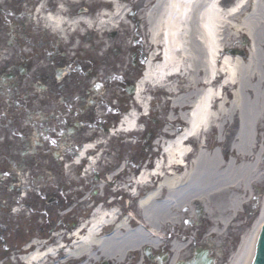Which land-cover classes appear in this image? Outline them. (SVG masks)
<instances>
[{"label": "bare ground", "instance_id": "obj_1", "mask_svg": "<svg viewBox=\"0 0 264 264\" xmlns=\"http://www.w3.org/2000/svg\"><path fill=\"white\" fill-rule=\"evenodd\" d=\"M104 3H98V13ZM137 7L146 11L147 43L154 55L133 101L147 111L149 99L144 88L149 85L145 81L150 87L159 82L155 89L164 88L168 95L163 101L165 120L189 123L185 132L196 138H204L205 130L214 126L215 141L189 156L191 147L182 144L180 136L174 137L166 145L164 162L157 161L154 166L149 162L146 168L153 172L144 171L134 182V186H142L140 192L149 191L139 199L136 215L131 216L136 225L127 220L115 225L116 210L100 213V217L92 216L84 233H75V243L60 260L54 259L56 250L54 257L44 256L38 245L30 247L22 260L27 264H128L129 257H138L145 248L159 250L166 229H171L177 239L171 243L173 264L189 249L178 229L197 218L198 224L202 220L209 226L203 232L208 237L202 235L203 239L222 241L239 228L237 234L242 238L228 264H251L254 244L264 225V195L246 228L240 222L248 218L245 208L251 203L253 190L264 185V151L259 145L264 120V0H141ZM51 18L57 19L58 27L62 25V18ZM79 23L91 24L81 16L70 25L75 28ZM86 31L80 29L81 33ZM239 38L249 42L248 55L243 45L241 50L235 49ZM222 47L225 50L219 55ZM157 53L162 54L161 60L155 57ZM134 128H139L135 113L126 116L110 137ZM185 156L189 157L183 170L167 169L176 158L184 161ZM150 175L157 176L156 182H149Z\"/></svg>", "mask_w": 264, "mask_h": 264}, {"label": "flooded vegetation", "instance_id": "obj_2", "mask_svg": "<svg viewBox=\"0 0 264 264\" xmlns=\"http://www.w3.org/2000/svg\"><path fill=\"white\" fill-rule=\"evenodd\" d=\"M44 6L45 12H54L55 0H0V65H8L3 71L12 69L23 83L26 91L31 89L35 84L44 89L41 102L44 105L40 108L45 110L47 103H54L53 124L57 127H72L73 133L71 137H75L78 144L83 141L82 132L92 124H98L97 118L88 107L89 102L94 103V108L98 112L101 97H94L95 100L88 102L87 98L91 95L87 91V84L92 76H96L100 70V65L92 59L87 58L82 52L72 53L71 57H66L65 52L59 54L55 44H50L48 41L40 40V57L22 56V48L30 46L25 39L34 38L38 34L27 24L31 20L32 13L39 7ZM9 21L15 23V26L7 24ZM21 30L22 43H19L18 31ZM15 32L17 43H11L12 32ZM127 57L126 61H119L120 65L127 69L125 85L123 90L126 95L131 92V85L134 78L137 76L141 58L135 54ZM130 61V64L128 63ZM25 68V73L18 70L20 67ZM83 70L84 77L80 84H75L74 72ZM13 89V88H12ZM25 94V93H24ZM26 96V94H25ZM27 97V96H26ZM25 100H30L28 97ZM77 102V106L73 105ZM22 110L28 111V106L21 104ZM31 112V111H29ZM117 118L114 114L113 120ZM71 135V134H69ZM130 176H136L137 171L129 169ZM126 175V174H125Z\"/></svg>", "mask_w": 264, "mask_h": 264}, {"label": "rangeland", "instance_id": "obj_3", "mask_svg": "<svg viewBox=\"0 0 264 264\" xmlns=\"http://www.w3.org/2000/svg\"><path fill=\"white\" fill-rule=\"evenodd\" d=\"M126 41L123 40L122 43L126 44L127 43ZM242 42H243L242 38H239L237 40V44L241 45L243 44ZM156 93L157 94H154V95L157 99H159L162 93L161 91L156 92ZM164 98L165 97H162L160 99L163 100ZM14 110H17V109H14ZM166 112H167L166 106H165V109L163 110L162 104H158V109L155 111L154 116L145 122V126L148 129L147 133H145L142 137H136L137 140L141 141V143L138 144V147H134L132 145L134 143V139L131 144L127 143V141L123 142L122 140L121 141L119 140L117 143L112 141L109 147L113 146V149H118L119 152L122 154V157L124 158V160H130L131 157L136 158L135 160L136 164L138 165L140 164L141 165L140 167H142V165L149 162L151 154L154 153L152 150V147L155 145V142H158L157 140L162 139L163 128L165 127V124H166L165 123ZM41 127L44 129L47 128L51 130V127H49L46 122L43 123ZM262 127L264 128V122L262 123ZM35 130L42 131L41 129L40 130L35 129ZM50 130H49V134H52L53 132H51ZM212 133L215 134V132H212ZM225 135H227V133H225ZM33 137L35 138V134H33ZM99 137L101 139L105 138V136L102 134H99ZM208 137H211L209 140L207 139V144L210 145L214 141L213 140L214 137L210 135ZM262 139H264V133H263ZM31 142L35 143V139H31ZM43 144L47 145V143H43ZM67 144L70 145L71 143L67 142ZM75 146L76 144L72 143V147H75ZM221 147L222 145L220 146V148ZM48 149H49L48 153H44L43 155L38 154L33 157V160H30L32 162L30 161L28 162L29 172L31 173L30 175L39 176L41 179V180L38 179L37 181L33 182L34 185L40 188L39 192H37V194H28L29 198L27 200V203L32 204L34 209L32 210L33 207H31L29 210H27L28 212H26L25 215L23 211V214L12 216L10 219L8 218V220L6 216L8 215L7 212H4V216L6 217H4L3 215H0V230L5 231V232H2L3 239L5 242L4 246L0 242V264H19V262L17 261V258L15 256L12 257L13 256L12 253L10 254L6 253V249H5L6 247L9 246L8 248L9 250L14 249V251L12 252L16 255L18 251L21 252L20 247L23 245V243L27 239H28L27 241H30L33 239L32 237H36V236L37 237L43 236L41 240L44 238H50L51 234L48 235L47 237L44 236L47 230H52L56 226L63 227L66 225L67 227H71V224L74 221H76V218L83 215V212L86 209V206L88 203H86L85 207L84 206L74 207L75 205H72V204L69 207H67L68 206L67 202L69 201V198L71 195L69 194L66 195V193H68L70 182L75 177L73 176L71 169L68 175H63L62 173H60L59 168L53 159V153L54 152L58 153L62 151V145H59V143L53 144V146L49 147ZM105 157L106 156L103 157L104 161H105ZM109 160L111 162L113 159L110 158ZM68 161L65 160V162H68ZM32 163H34L33 166H31ZM35 163H37L38 165L37 167L35 166ZM68 163H72V161ZM117 166L118 165H116L115 168ZM99 169L100 168L98 167V170ZM102 169H105V168H102ZM36 171H38L39 174L36 173ZM87 177L89 178V175H87ZM81 178H85V176H82ZM59 180L62 182V186H65V189L64 190L62 189L61 192H58V190H60V188L62 187L55 188V184H58ZM32 181H34L33 177H32ZM2 193H3L2 190H0V194ZM16 199L17 197H13V199L11 198V201L13 200L14 202H16ZM70 207H74V208L69 215H66V212ZM132 211L136 215V209H132ZM33 212H36L35 217L32 214ZM40 212L42 213L40 214ZM65 216H68V217L63 218ZM31 219H33L34 222L31 221ZM38 219H39V223L37 222ZM20 224H21L22 231L21 233H19L20 235H18L17 237L15 236V232L20 226ZM41 226L44 228V230L40 233L38 232V229H40ZM60 230L61 229H59V231ZM186 230L187 231H185V233H191V235H195L196 239L194 240V242H199L198 245L201 247H203V245L200 243V241L206 242L208 245L212 246L209 248L215 247L214 245H212V243L217 244V245L221 244V241H217L216 239H203L202 238V235L203 236L207 235V233H203V232L204 231L207 232L209 230V226L207 225V222L205 223L201 220L200 225L198 226L195 225V227H193L192 229L190 227L186 228ZM237 240L235 238L231 240V243H229L230 248H235L237 246ZM38 242L41 243L40 241ZM225 245H228V244L225 242ZM225 248L223 250L225 256L223 255L219 256V259H220L219 263L221 264L226 259V256L228 260V255H227L228 250ZM167 249H168V246H167ZM164 250L165 252H167L166 249ZM188 253H189V250H187V252L184 254L187 255ZM213 253L216 255L217 252L214 251ZM184 256L180 258H183Z\"/></svg>", "mask_w": 264, "mask_h": 264}, {"label": "water", "instance_id": "obj_4", "mask_svg": "<svg viewBox=\"0 0 264 264\" xmlns=\"http://www.w3.org/2000/svg\"><path fill=\"white\" fill-rule=\"evenodd\" d=\"M197 264V263H194ZM252 264H264V226L259 234L256 244V254Z\"/></svg>", "mask_w": 264, "mask_h": 264}]
</instances>
